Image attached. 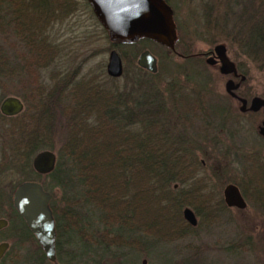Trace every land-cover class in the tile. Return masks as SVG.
Instances as JSON below:
<instances>
[{
  "label": "trees",
  "instance_id": "1",
  "mask_svg": "<svg viewBox=\"0 0 264 264\" xmlns=\"http://www.w3.org/2000/svg\"><path fill=\"white\" fill-rule=\"evenodd\" d=\"M75 3L0 0V101L16 87L24 104L16 115L0 114V177L16 172L20 180L14 187L22 181H37L51 194L55 262L74 250L68 260L76 264H141L140 253L148 257L157 244L194 233L198 223L191 227L183 220V207L209 223L225 209L214 187L208 185L209 176L202 172L197 151L203 149L198 145L209 141L224 159L232 153L234 162L236 149L219 148L216 133L238 131L235 120L244 113L213 99L203 67L195 75L188 69L192 80L185 81L190 87L171 76L161 90L139 78L128 93L111 89L101 68L82 75L77 66L67 65L63 41L53 32V24H61L77 8ZM83 3L94 19L86 0ZM183 3L192 26L178 25L173 15L174 51L179 48L182 55L191 54L194 39L223 42L250 61L264 80V0ZM171 8L174 12L178 6L174 3ZM147 43L157 45L140 38L115 46L137 52ZM234 63L245 75L240 63ZM141 70L148 78L159 73L158 69L153 74ZM240 86L236 94L248 98L239 93ZM246 114L254 118L258 113ZM58 136L61 142L54 148ZM42 149L56 156L53 170L43 175L31 167L32 157ZM238 163L246 177L243 183L223 179V171L211 175L223 184H235L243 194L247 191L250 200L264 208V159L257 151H249L240 155ZM1 198L6 199L7 210L0 211V216L14 223L17 216L11 199L3 196L0 187ZM87 206L96 212L93 223L84 212ZM18 220L21 232L25 230L33 240V253L44 262L34 237Z\"/></svg>",
  "mask_w": 264,
  "mask_h": 264
},
{
  "label": "rangeland",
  "instance_id": "2",
  "mask_svg": "<svg viewBox=\"0 0 264 264\" xmlns=\"http://www.w3.org/2000/svg\"><path fill=\"white\" fill-rule=\"evenodd\" d=\"M72 1L75 2V0ZM166 1L170 7L174 3L178 6L173 12V15L177 18L178 25L180 24L183 27L188 23V25L192 26L189 23L190 20H188L189 16L186 3H183L184 0ZM76 2L75 6L77 8L61 24H53V32L59 35L57 37L59 41H63V52L65 55H68L65 59L67 65L77 66L78 71L82 75L97 72L100 68L104 72L108 51L114 48L121 58L122 73L117 78L108 76L110 79L107 77L108 80L106 79L105 83L111 89L124 91L125 93L132 90L131 87L135 85L136 81L138 82L137 79L139 78L150 80L153 86H157L156 88L161 90L164 89L165 81L169 80L171 76L179 78L182 85L185 83L186 86L190 87L191 83H188V81L192 80L190 72L195 75V70H200L203 67L204 69L202 70L207 74L210 81L208 87L214 96L213 99L221 102V104L228 103L231 110L238 113L239 104L235 100L225 97L223 84L226 77L220 73L219 63L208 64L205 62L207 52L212 50V47L218 44V42L213 43L208 40L194 39L190 46L191 54L188 55H182L179 48L174 51V54H170L168 51H163L158 45L152 43L143 44L137 52L127 47L120 48L119 50L118 47L108 40L105 30L100 26L95 17L94 19L92 18L83 0H76ZM174 25L176 30L175 21ZM220 43L225 46L226 55L230 60L233 62L238 61L245 72L246 79L241 84L239 93L247 95V99H250L254 95L263 97V74L250 61L244 59L242 56H237L234 49L228 50L225 43ZM143 49H148L156 58L159 73L154 77L148 78L143 74L144 72L141 69H139L140 71L135 69V66H137L135 63L136 57ZM202 53H205V55H202L201 59H195ZM195 60L198 61L197 64L194 62ZM206 74L202 72L204 82L205 78L207 79ZM185 80L188 81L186 82ZM193 86L194 84H192ZM13 91L15 94L10 95L18 97L16 94L19 90L14 87ZM163 94L166 95L164 91ZM165 98H171V96L167 95ZM19 99L22 101L21 98ZM261 119V112H258L254 118L244 114L238 116L235 120L240 126L238 131H231V134L217 131L216 135L219 140L217 146L219 148L229 149L231 152H233V148L236 149V159L234 162H232V153L228 159H224L216 153L215 148L209 141H206L204 145L200 144V147L198 145V148L203 149L197 151V160L202 166V172H205L209 176L208 185L214 187L216 196L218 195L221 200L222 189L228 183H221L222 181L220 182L215 176L211 175L212 171L216 172L217 175H220V171H223L224 174L221 175L224 176L223 179L234 180L238 183L246 181L238 160L242 153L249 151H257L258 156L264 159V143H262V137L258 133ZM234 124L233 122L232 126ZM236 127L238 126L236 125ZM60 142V136L56 137L53 144L54 148H57ZM19 180L20 175L16 172H7L0 177V187L4 197L6 195L10 197L14 185ZM55 191L57 192V189ZM244 197L246 201L245 208H227V210L225 209L217 214L216 219L210 223L204 222L203 217L197 216L198 226L193 234H188L181 240L157 244L156 250L148 255V257L140 253L138 263L144 259L148 264H178V262L180 264L183 260L185 264H264V208L260 204L256 205L250 200L247 191L244 193ZM0 200V211L5 212L7 210L6 199L1 198ZM84 212L89 215V220L92 223L96 221V212L94 210L87 206L84 208ZM8 232L5 230L0 235L6 236ZM11 242L15 243V238H11ZM18 244L21 246L18 247ZM18 244L15 243L13 245L14 247L4 264H13L9 263V261L22 256L25 251L23 249H29L30 253L28 256L31 254L36 255L33 253L36 251L33 240L27 239L25 243ZM69 254H75V251L72 250ZM68 255L62 254L58 262H47L44 264H68ZM70 263L76 264L74 260H71Z\"/></svg>",
  "mask_w": 264,
  "mask_h": 264
},
{
  "label": "water",
  "instance_id": "3",
  "mask_svg": "<svg viewBox=\"0 0 264 264\" xmlns=\"http://www.w3.org/2000/svg\"><path fill=\"white\" fill-rule=\"evenodd\" d=\"M86 2L112 44L134 43L140 38H146L174 51L176 30L173 11L165 0H86ZM207 53L211 55L206 57V63L218 62L220 73L231 76L224 81L223 90L228 97L238 102V111L256 112L261 109L262 120L258 133L264 137V99L254 95L247 101L236 94L235 91L245 80V75L237 71L235 63L226 55L223 44H215ZM135 63L137 67L148 73L153 74L157 71L156 58L148 49L138 53ZM104 71L111 78H117L122 73L121 58L114 48L108 51ZM235 78L236 81L233 80ZM22 109L23 103L16 96L8 95L0 101V114L4 116L16 115ZM55 161L56 156L53 151L42 149L32 157L31 167L34 172L43 175L53 170ZM222 198L226 206L237 208L245 206L238 187L233 183L223 187ZM50 199L51 194L37 181H22L11 193V203L15 211L35 238L46 259L54 261L55 231L49 208ZM181 215L190 226L196 224L195 216L188 207L182 208ZM5 224L6 221L0 219V228ZM5 247V243L0 244V256ZM145 263L146 261L142 259L141 264Z\"/></svg>",
  "mask_w": 264,
  "mask_h": 264
},
{
  "label": "flooded vegetation",
  "instance_id": "4",
  "mask_svg": "<svg viewBox=\"0 0 264 264\" xmlns=\"http://www.w3.org/2000/svg\"><path fill=\"white\" fill-rule=\"evenodd\" d=\"M200 55H205V53L203 54H200ZM211 54H206V56H210ZM205 56V57H206ZM213 56V55H212ZM214 57V56H213ZM238 71V70H237ZM238 72H240V71H238ZM225 80L226 79H228V78H231V76L230 75H225ZM234 81H236V78L235 79H233ZM238 89V88H237ZM237 91V90H236ZM235 91V92H236ZM230 99H232V100H235V99H233V98H230ZM247 101L249 100V99H247V98H245ZM236 101V100H235ZM237 102V101H236ZM238 103V102H237ZM249 111H245V112H242V113H244V114H246V113H248ZM258 112H261V109H259L258 111H256V113H258ZM262 120V119H261ZM261 120H260V122H261ZM262 139H264V137H262ZM173 187H175V186H173ZM238 187V186H237ZM238 189H239V187H238ZM239 191H240V194H241V196H242V198H243V200H244V202H245V205H246V201H245V197H244V194L241 192V190L239 189ZM12 193V192H11ZM221 196H222V192H221ZM222 198V197H221ZM10 199H11V195H10ZM222 202H223V198H222ZM12 204V203H11ZM223 204H224V202H223ZM224 206H225V209L227 210V208H237V207H233V206H226L225 204H224ZM189 208V207H188ZM243 208H245V206L243 207ZM243 208H237V209H243ZM12 209H13V211L15 212V214H16V218L14 217V223H11V222H9V219L7 218V216L6 215H1L0 216V219H4L5 221H6V224L4 225V226H2L1 228H0V234H1V232H4L5 230H7V231H9L7 234H6V236H3V235H0V244L1 243H5L6 244V247H5V249H4V252L1 254V256H0V264H4V262L6 261V259H7V257H8V255L10 254V252L12 251V249H13V245L15 244V243H25L26 241H27V239H28V237H27V234H26V232H25V230H22V232H21V222L18 220V219H20L22 222H23V220H22V218L18 215V213L15 211V209H14V207L12 206ZM192 212H193V214H194V216H195V219H196V224L194 225V226H191V227H195L196 225H197V223H198V220H197V216H196V214L194 213V211L191 209V208H189ZM224 209V210H225ZM224 210H222V211H224ZM23 224L25 225V223L23 222ZM189 225V224H188ZM190 226V225H189ZM25 227H26V225H25ZM27 228V227H26ZM27 230H28V228H27ZM29 231V230H28ZM30 232V231H29ZM33 236V235H32ZM10 238V239H9ZM11 238L13 239V238H15V243H13V242H11ZM35 239V238H34ZM35 242H36V240H35ZM37 243V242H36ZM38 244V243H37ZM21 245L20 244H18V247H20ZM39 246V245H38ZM40 247V246H39ZM41 249V248H40ZM23 250H25L24 252H23V255L22 256H16L17 258L14 260V259H11V261H9V263H13V264H44V263H46V262H48V263H55V259H54V261H48L47 259H46V257H45V255H44V259H45V261L44 262H41L40 260H39V256L38 255H33V256H28V253H30L28 250L29 249H23ZM42 250V249H41ZM43 252V251H42ZM54 253H55V249H54ZM44 254V253H43ZM11 256H13V255H11ZM29 257V258H28Z\"/></svg>",
  "mask_w": 264,
  "mask_h": 264
}]
</instances>
